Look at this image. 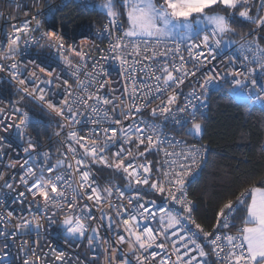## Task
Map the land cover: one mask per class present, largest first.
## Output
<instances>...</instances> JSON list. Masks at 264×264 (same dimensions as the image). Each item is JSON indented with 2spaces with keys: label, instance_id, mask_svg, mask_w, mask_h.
Instances as JSON below:
<instances>
[{
  "label": "snow or ice",
  "instance_id": "obj_1",
  "mask_svg": "<svg viewBox=\"0 0 264 264\" xmlns=\"http://www.w3.org/2000/svg\"><path fill=\"white\" fill-rule=\"evenodd\" d=\"M68 2L31 0L0 30V72L15 89L10 99L0 87V162L23 170L18 182L0 171L20 206L0 213V264H72L44 250L42 221L84 246L83 264H264V176L223 196L205 226L189 189L208 146L169 130L202 139L212 91L264 106V0H81L103 21L73 31L57 21ZM36 109L58 118V147ZM16 140L22 163L9 158Z\"/></svg>",
  "mask_w": 264,
  "mask_h": 264
},
{
  "label": "trees",
  "instance_id": "obj_2",
  "mask_svg": "<svg viewBox=\"0 0 264 264\" xmlns=\"http://www.w3.org/2000/svg\"><path fill=\"white\" fill-rule=\"evenodd\" d=\"M68 25V30L85 22L100 24L102 14L69 3L57 15ZM238 31L247 32L246 25H236ZM10 89V88H9ZM9 91V98L15 99ZM209 115L204 119L203 140L210 146L207 166L189 189L198 205L197 219L207 226L220 199L245 181L264 176V114L256 106L236 102L231 96L215 92L211 96ZM38 118L50 120L48 135L58 130L57 118L39 114ZM32 132V129H29Z\"/></svg>",
  "mask_w": 264,
  "mask_h": 264
},
{
  "label": "built area",
  "instance_id": "obj_3",
  "mask_svg": "<svg viewBox=\"0 0 264 264\" xmlns=\"http://www.w3.org/2000/svg\"><path fill=\"white\" fill-rule=\"evenodd\" d=\"M61 2H62V0H52V3H54V4H61ZM69 3H76L77 5H79L83 9L91 10V9L87 8L85 6V4L81 2V0H69L68 4ZM30 4H31V0H0V13H2V15H0V30H3L6 26V24L10 25L13 23L23 22L26 19V17L24 16V12L27 10L25 8V5H30ZM17 5H19V9H17ZM9 15H11V17H12L11 20L8 19ZM82 24L92 25V26H94L93 30H95L96 28L100 27L101 23L96 24L95 22H93V23L85 22V23H81L79 25H82ZM45 27H47V25ZM8 31H11L10 27L8 28ZM0 38H2V32H0ZM95 43L99 47L105 48V47H107L108 42H107V40L97 39L95 41ZM37 51L41 52V54H44L43 50H37ZM52 55L55 56V53L53 52ZM27 58H32V56L30 55ZM105 67L109 69L111 78L114 81H116V83L113 85V87L123 88V84L120 82L122 78L117 75L118 65H116L114 63H110V64H106ZM0 80L3 81V84H0V87H2L4 85H8V87L10 89H12L10 82L8 81V77H7L6 72H0ZM184 90H185V92L189 91L190 86L185 87ZM12 91L14 92L15 89H12ZM105 91H107V89H105ZM215 92L226 93L227 95L230 96L229 90L227 88H225V89L220 90V91L210 92L209 93L210 99H211L212 94ZM10 99H13V98H10ZM210 99H209V103H208V108L206 110L205 119L209 115L210 103H211ZM254 106L258 107L264 114V106H262L259 102H256ZM250 107H253V106H250ZM147 118H148L147 115H145V119H147ZM87 127L88 126L85 127V131H87ZM169 130L171 131L172 135L176 136L178 139L183 138L184 140H186L188 142V144L207 145L208 149L210 151L209 144L206 141H204L203 138L200 140H197L191 136L183 135V133L180 131L172 130L171 126H169ZM56 131H58V130H56ZM51 138H52L53 147H58L57 137L55 136V134L52 135ZM20 143H21V141H19V140L14 141L12 144V148L9 149L8 151H9L10 160H18L22 163L24 158H25V154L19 148ZM208 157H209V155H208ZM157 158L158 157H154L153 159H157ZM6 163H7V161L0 162V171H3L5 173V179H7L9 175H13V176L17 177V182H18L19 175L22 174L23 170L19 167V165H17V167L15 169L7 168L5 166ZM204 168H203V170H204ZM117 182H119V181H117ZM189 194H190V191H189ZM14 196H15L14 192H11L7 189L0 190V213H4L7 210H13V209L19 210L20 206L13 203ZM190 197L195 201V199L191 196V194H190ZM25 215H27V213H25ZM36 215L40 216L41 213L37 212ZM29 218H31V217L29 216ZM198 222H200V221L198 220ZM42 223L44 224V227L42 229H40V235L37 238L40 240V243L42 245H45V244L47 245L44 250L48 251L49 248L55 249V252L53 253V255H59L60 251H63L65 253V255L71 259L72 264H83V261L85 260L84 253L86 251L84 246L83 245L77 246L75 244H66L64 242L63 230L59 225L49 226L47 224V221H42ZM9 227H11V225ZM35 236H36L35 232H33V234L31 236H28V237L17 236L16 247L11 248L10 250L15 252L16 249L19 247L20 241H22L23 239L26 238L29 240V243H31V240ZM77 252H79L81 254L79 260H77V258H76ZM20 255H23V254H20ZM89 255H91V254L89 253ZM17 264H19V261H17Z\"/></svg>",
  "mask_w": 264,
  "mask_h": 264
}]
</instances>
